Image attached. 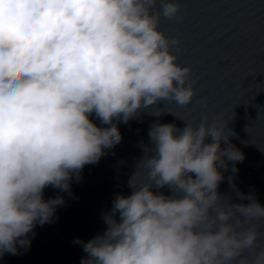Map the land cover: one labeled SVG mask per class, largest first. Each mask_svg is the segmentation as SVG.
<instances>
[{"label": "clouds", "instance_id": "1", "mask_svg": "<svg viewBox=\"0 0 264 264\" xmlns=\"http://www.w3.org/2000/svg\"><path fill=\"white\" fill-rule=\"evenodd\" d=\"M180 13L177 0H0V256L27 250L29 233L65 203L45 200L46 188L71 193L84 166L121 142L115 122L192 102L191 69L172 51L180 40L160 30ZM231 136L207 115L182 129L151 124L131 194L115 196L102 235L74 241L87 254L80 264H264L254 223L264 206L231 178L249 202L218 191L225 158L244 160ZM165 187L170 195L154 191Z\"/></svg>", "mask_w": 264, "mask_h": 264}, {"label": "water", "instance_id": "2", "mask_svg": "<svg viewBox=\"0 0 264 264\" xmlns=\"http://www.w3.org/2000/svg\"><path fill=\"white\" fill-rule=\"evenodd\" d=\"M177 2L181 18H162L160 30L180 40L179 51H172L178 64L191 69L190 79L195 81L192 102L181 107L165 100L128 123L115 122L121 142L105 149L98 163L84 166L80 178L70 182L71 193L51 186L44 190L45 200L63 196L65 203L57 207L52 222L37 224L34 237L29 233L27 250L18 245V254L5 253L0 264H80L87 254L74 241L87 242L102 235L107 227L102 217L111 211L115 196L131 194L128 180L144 156L140 145L151 147L148 131L157 120L182 129L185 122L198 126L207 115L209 122L215 119L224 126L226 135L235 133L230 142L243 152L244 160L234 163L225 158L228 168L220 169L224 179L218 191L224 195L223 202L247 204L230 187L231 178L240 193L254 194L264 206V0ZM90 119L99 127H108L94 114ZM221 147H226L224 142ZM233 166L238 171L233 172ZM138 171L137 181H146L143 170ZM154 191L171 194L167 187ZM254 223L259 250L264 247V220Z\"/></svg>", "mask_w": 264, "mask_h": 264}]
</instances>
